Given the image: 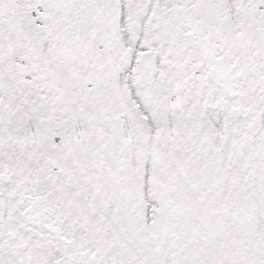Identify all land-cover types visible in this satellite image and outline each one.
Here are the masks:
<instances>
[{"label": "snow or ice", "instance_id": "snow-or-ice-1", "mask_svg": "<svg viewBox=\"0 0 264 264\" xmlns=\"http://www.w3.org/2000/svg\"><path fill=\"white\" fill-rule=\"evenodd\" d=\"M0 264H264V0H0Z\"/></svg>", "mask_w": 264, "mask_h": 264}]
</instances>
